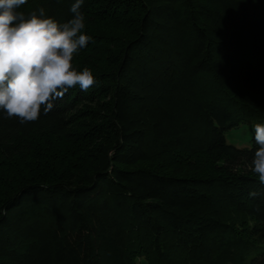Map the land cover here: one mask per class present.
Masks as SVG:
<instances>
[{
    "label": "trees",
    "instance_id": "trees-1",
    "mask_svg": "<svg viewBox=\"0 0 264 264\" xmlns=\"http://www.w3.org/2000/svg\"><path fill=\"white\" fill-rule=\"evenodd\" d=\"M75 2L16 11L62 25ZM80 11L91 40L72 64L96 84L35 122L0 112V264H264V184L251 170L264 0H83ZM242 126L249 146L227 143Z\"/></svg>",
    "mask_w": 264,
    "mask_h": 264
},
{
    "label": "clouds",
    "instance_id": "clouds-1",
    "mask_svg": "<svg viewBox=\"0 0 264 264\" xmlns=\"http://www.w3.org/2000/svg\"><path fill=\"white\" fill-rule=\"evenodd\" d=\"M26 3L0 0V112L21 124L37 121L42 109L50 112L69 89L78 85L87 91L96 84L89 69L77 71L72 64L74 55L91 40L83 34V0H76L70 8L73 18L62 25L43 18V9L39 16L32 13L25 19L16 9ZM254 141L251 170L264 184V125L254 126Z\"/></svg>",
    "mask_w": 264,
    "mask_h": 264
},
{
    "label": "rangeland",
    "instance_id": "rangeland-1",
    "mask_svg": "<svg viewBox=\"0 0 264 264\" xmlns=\"http://www.w3.org/2000/svg\"><path fill=\"white\" fill-rule=\"evenodd\" d=\"M251 133H252V128L250 129L249 126H242L238 129H230V130L225 131L224 138L227 143H230L234 146H237V147L245 146L246 147V146H249V138L251 136ZM67 156L68 155L61 154V156H57L56 158H54L52 162L53 169H56V167L58 166H65L64 161H67L66 160ZM78 157H77L78 159L75 160L74 163L85 158L84 155L78 156ZM81 162L82 164L85 163L84 160H82ZM137 264H140V263L137 262Z\"/></svg>",
    "mask_w": 264,
    "mask_h": 264
}]
</instances>
